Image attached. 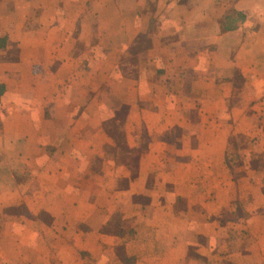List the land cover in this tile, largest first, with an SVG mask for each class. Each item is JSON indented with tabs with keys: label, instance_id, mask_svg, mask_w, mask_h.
Wrapping results in <instances>:
<instances>
[{
	"label": "crops",
	"instance_id": "crops-1",
	"mask_svg": "<svg viewBox=\"0 0 264 264\" xmlns=\"http://www.w3.org/2000/svg\"><path fill=\"white\" fill-rule=\"evenodd\" d=\"M0 264H264V0H0Z\"/></svg>",
	"mask_w": 264,
	"mask_h": 264
}]
</instances>
